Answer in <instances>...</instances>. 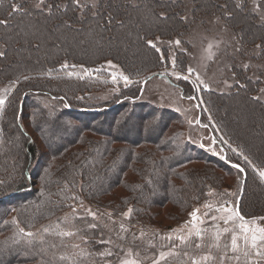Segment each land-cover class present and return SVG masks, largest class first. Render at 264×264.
<instances>
[{
  "label": "trees",
  "instance_id": "obj_1",
  "mask_svg": "<svg viewBox=\"0 0 264 264\" xmlns=\"http://www.w3.org/2000/svg\"><path fill=\"white\" fill-rule=\"evenodd\" d=\"M13 2L0 0V52L5 53L0 57V83L20 77L0 113V264H40L42 259L68 264L58 257L78 252L73 243L101 252L106 245L98 243L99 229L83 225L79 229L87 245L76 237L64 238L61 245L59 237L49 236L60 246L44 256L13 242V217L35 232L56 224L74 204L65 197L74 194L113 215L129 206L134 212L124 219L131 225L165 228V221L175 224L183 218L206 186L226 185L228 173L235 171L240 177L235 202L241 214L264 216V182L253 170L264 167V99H254L259 79L233 68L238 81L231 90L200 91L211 131L223 146L224 162L182 141L179 129L171 128L177 122L172 110L148 106L139 98L143 83L170 66L148 45L149 39L171 38L188 27L181 0H97L96 8L85 11H74L72 0H46L54 5L50 12L36 10V0H15L25 11L9 15ZM192 3L193 16L224 8L225 24L237 31L241 46L258 43L257 57L264 60V21H258L245 0ZM175 58L177 70H185L186 53L177 51ZM105 60L118 64L132 83L122 84L110 99L95 101L90 93L106 81L81 76L71 65L94 68ZM64 63L69 68L63 69ZM160 76L173 81L167 74ZM174 83L183 94L193 88L182 80ZM198 106L205 112L200 101ZM77 259L101 264L99 259Z\"/></svg>",
  "mask_w": 264,
  "mask_h": 264
},
{
  "label": "rangeland",
  "instance_id": "obj_2",
  "mask_svg": "<svg viewBox=\"0 0 264 264\" xmlns=\"http://www.w3.org/2000/svg\"><path fill=\"white\" fill-rule=\"evenodd\" d=\"M237 1L242 2V0ZM245 1L247 3V8L256 13L258 21H264V0ZM80 2L91 3V0H80ZM181 2L183 4L184 10L183 17L188 24L187 29L178 35L172 36L171 38L156 36L149 39L162 49L161 56L163 55L164 57H167V60L170 64L169 67L161 70L162 72L160 73L163 75L167 74L174 82L177 81L174 76L170 75L172 72L170 58L173 55L176 56L177 51H184L187 57L186 69L189 65L195 69V73L192 75L191 81L196 85L200 84V81L196 80V74H199L200 79L204 82V84L208 85L207 89L216 91L231 90L234 82L238 81L234 69H242L245 76L260 80L259 88L255 93V96L264 99V91H262L264 90V60L257 57L259 52V48H257L258 43L252 45H242L243 47L241 46L237 31H233L229 25L225 24L227 23L225 20L227 12L224 8H222L220 12L216 11L212 14L204 15L197 13L196 16H193L192 0H181ZM177 39L182 41L180 47H175L170 43V41H175ZM210 44L212 47L209 49ZM3 47L4 46L1 44L0 51L4 50ZM237 49L239 50L237 51ZM108 61L109 60L101 62V64L97 67L88 68L93 70L99 68V72L93 71L92 73L95 72L100 75L91 74L89 76L93 77L95 75L94 77L98 79H104L106 81L103 87L90 93V99L92 100L97 101L110 99L116 92L120 90L121 85H124V82L120 80L113 82L111 73L116 72L119 74L120 72H123L125 75L127 74L118 64L114 62L112 63L116 65V68L109 67L107 63ZM245 65H248V67L245 68ZM74 69L77 70L81 76L85 75L83 68L77 66ZM186 69L184 74H186ZM173 81L166 78L165 76L153 75L143 83L139 98L145 101L148 106L155 105L167 107L168 109L172 110L174 114H176L177 122H175L174 126L172 123L171 128L173 127L174 129L175 127L179 129L182 141L186 140L190 144H194L195 147L208 153V155L211 157H214L216 161L224 162V159H221V156L224 157V149L220 140L215 138L211 131L209 126V116L206 115V108L200 99L201 92H195L194 88H192L191 91L183 94L180 88ZM182 81L188 87L190 84L193 86L192 82L185 80ZM229 85H231V87H229ZM8 86L9 84L6 82L0 83V95L3 94V90ZM192 95H194L196 99H181V96L187 97ZM199 101L205 111L203 113L198 106ZM197 120L200 121L199 124L196 122ZM203 125H207V127H204ZM51 138L55 140L53 135H51ZM213 141H215V143H213ZM37 143L43 147L39 139H37ZM201 144L204 145L203 148L200 147ZM193 164L194 162L190 163V165ZM260 169H264V167H261ZM227 176L226 185L220 188L210 185L206 186L202 197L199 200L193 202L191 208L184 214L183 218L175 224L165 221V225H170L168 227L166 226L165 228H140L138 226L131 225L128 222L126 223L122 214L129 209V206L118 215L112 214L111 218H109V211L96 208L87 202H83V207H81L79 203H75L73 205L78 209L80 216H86V212L84 210L90 208L93 212L98 214L97 220L93 221L91 217H87V221L76 220L75 225L76 228H79L82 225L87 227L88 223H97L99 225L98 229L101 234L98 239H111L114 245H120L125 250L132 249L134 252H139L141 258H143L145 255L152 256L153 254L151 250H156V254H158V250L160 249L161 245L166 244V241L161 240L160 236L154 235V233H159L161 235L166 234L170 229H176L182 225L188 219V214L194 208H200L201 212H203L204 209L202 208V205L206 200L211 201L214 204L218 201L219 198L216 195H205V193H208L209 190H212L213 193H224L227 190V192L234 194L230 195L228 199L235 202L239 187V173L234 171L233 173H228ZM63 212L65 213L61 214L60 219L56 220V223H61L62 218H64L66 215L68 217H72L74 215L72 212V207L64 210ZM215 214V212L212 213V215ZM113 221H115V223H113ZM121 223H123L125 227L128 228L127 233L120 232L119 225ZM211 225V220H207L206 224L203 225V227L210 229L206 235L205 243L212 242L211 236L213 230L211 229ZM261 226H264V221L261 222ZM220 227H224L223 222H220ZM142 231L145 234L143 237L140 236ZM118 235H124L126 239L120 240L118 239ZM134 236L137 238L133 239ZM149 243L155 244L156 247L150 248ZM177 243L179 242L177 241ZM220 244L221 247L219 250L215 248L212 249V252L217 257L215 264H219V257L224 255L226 251L224 246L226 244L230 246V235L226 234L222 236ZM107 247L108 245H106L101 250V252ZM163 250L167 251V248H164ZM206 252H208L207 248L203 249V251H200L195 250L194 246L191 250V254L196 256L202 255ZM227 255L231 256L233 254L228 251ZM110 259L112 264H117V256L114 255ZM252 260L253 264H256L257 261H261L262 263L260 264H264V259L253 256ZM143 264H151V260H144ZM172 264H177V262L173 260ZM227 264H236V262L233 260L227 262ZM240 264H244L243 256H241Z\"/></svg>",
  "mask_w": 264,
  "mask_h": 264
},
{
  "label": "snow or ice",
  "instance_id": "obj_3",
  "mask_svg": "<svg viewBox=\"0 0 264 264\" xmlns=\"http://www.w3.org/2000/svg\"><path fill=\"white\" fill-rule=\"evenodd\" d=\"M73 10L75 11L77 8L81 11H85L89 7L96 8L97 0H91V3L85 2L81 4L80 0H72ZM239 6V5H238ZM35 9L38 11H51L54 7L53 4L47 3L46 0H36L34 5ZM55 7L59 8V5H55ZM258 7V6H257ZM11 11L9 15H12L17 12H24V8L22 4L14 2L10 5ZM110 20V18H109ZM4 21L0 20V24H3ZM172 45L175 47H180L182 41L177 39L175 41H170ZM148 45L155 49L157 53H162V49L159 48L153 41L149 40ZM212 45H209V49ZM260 45H257V48H260ZM239 49H237L238 51ZM5 53L0 52V57L4 56ZM161 59H168L167 57L161 56ZM170 62L172 64V72L170 75L174 76L176 80H185L191 81L192 75L195 73V69L192 68L190 65L186 69V74H184V69L177 70V60L173 55L170 58ZM109 67L116 68V65L112 63V61L107 62ZM63 69L69 68L67 63L61 65ZM71 67L75 68L77 65H71ZM79 67L83 68L85 75H91L93 71L99 72L100 69L97 68L95 70L85 68L83 65ZM248 65H245L247 68ZM67 75L72 77L74 73L68 72ZM111 78L113 82L117 80L123 81L125 86H128L132 83L130 77L125 75L123 72L117 74L116 72L111 73ZM24 80L29 79L28 76L23 77ZM83 79V77H80ZM196 80L200 81L199 85L193 83V88L195 92L201 91L202 88L207 89L208 85L204 84V82L200 79L199 74H196ZM20 82V77L12 80L8 87L3 90V94L0 95V113L5 111L6 102L8 101V96L12 91V87ZM231 87V85H229ZM142 91V89H141ZM264 91V90H262ZM189 99L194 100L196 97L192 96H181V99ZM63 100V97L60 98ZM254 99H259L258 97H254ZM68 105L65 104V107ZM17 121L21 119V115H17L15 117ZM198 124L200 123L199 120L196 121ZM18 126V125H17ZM207 127V125H203ZM215 143V141H213ZM200 147H204L203 144ZM233 152H237V149L233 148ZM237 155H240L237 152ZM225 157L221 156V159ZM247 160V157H244ZM233 168L238 169L239 172H245V169L241 167L239 164H233ZM257 174L259 179L264 182V169H253ZM2 183V182H0ZM67 188V185L65 186ZM207 196L216 195L219 199L214 204L211 201H205L202 205L204 209L201 212L200 208H194L189 214L188 219L180 225L176 229H170L166 234H159L154 233V235L160 236V239L166 241V244L161 245L160 249L158 250V254H153L152 256L145 255L141 258L139 252H134L132 249L125 250L120 245H114L111 239H100L98 243L108 245L104 251L99 253H92L87 250V248H82L81 244L73 243L71 247L73 249H79L72 257L68 255L61 254L58 257L59 262L67 261L68 264H81L79 258L84 259H91L93 261L99 259L101 264H112L111 257L117 256V264H143L144 260H151V264H172V261L175 260L177 264H215L217 257L212 252V249L215 248L217 250L221 247V238L222 236L229 234L230 235V246L225 245V253L219 257V264H227V262L235 261L236 264H240L241 256L244 257V264H253L252 257L255 256L260 259H264V226H261V222L264 221V217H251L246 218L244 215L241 214L238 206V200L236 202L230 201L228 197L230 195H234L232 193L227 192L224 193H213L212 190H209L208 193H205ZM66 199H71L74 204L79 203L81 207H83V201L79 199L78 195H72L71 197H65ZM195 199H199V197H194ZM72 207V212L74 215L72 217H68L67 215L62 218L61 223L50 224V225H43L40 229L33 232L31 230H26L25 227L20 226V222L16 217H13L11 223L16 227V232L14 233L16 239L13 241L14 243H21L23 242L25 247L29 250H36L42 256L47 255L49 249H55L60 245L56 243L50 242L47 237L55 236L60 238V244H63L64 238H71L76 237L79 239L82 244L87 245L89 241L85 239L81 232L82 229L76 228L75 221L76 220H84L87 221V217H91L93 221L97 220L98 214L93 212L90 208L85 209L86 216H80L78 213V209L74 205H69ZM16 209H13L15 211ZM134 209L129 208L126 212L122 215L125 219H130ZM215 212V215L212 213ZM109 218H111L112 214L108 213ZM207 220L212 221L211 229L212 236L210 243H205L206 235L210 231L209 228L203 227L206 224ZM220 222H223L224 227H220ZM7 224L8 222L5 221ZM115 223V221H113ZM65 224L68 227H62L61 225ZM32 225H28V229H31ZM99 227L97 223H88L87 228L88 230H95ZM121 233H127L128 228L125 227L123 223L119 225ZM145 234L143 231L140 233V236L143 237ZM137 237H133L136 239ZM118 239L124 240L126 237L124 235H118ZM177 241L179 243H177ZM199 241V242H197ZM203 251V249L207 248L208 252L196 256L191 254V250ZM150 248H155L156 245L149 243ZM167 248V251L163 250ZM118 249V251H117ZM230 251L233 255H227V252ZM55 255V253H53ZM40 264H48L47 261L41 260ZM55 264V261H53Z\"/></svg>",
  "mask_w": 264,
  "mask_h": 264
},
{
  "label": "crops",
  "instance_id": "obj_4",
  "mask_svg": "<svg viewBox=\"0 0 264 264\" xmlns=\"http://www.w3.org/2000/svg\"><path fill=\"white\" fill-rule=\"evenodd\" d=\"M260 263H262L261 261H257V263L256 264H260Z\"/></svg>",
  "mask_w": 264,
  "mask_h": 264
},
{
  "label": "water",
  "instance_id": "obj_5",
  "mask_svg": "<svg viewBox=\"0 0 264 264\" xmlns=\"http://www.w3.org/2000/svg\"><path fill=\"white\" fill-rule=\"evenodd\" d=\"M158 75H162V73H158Z\"/></svg>",
  "mask_w": 264,
  "mask_h": 264
}]
</instances>
